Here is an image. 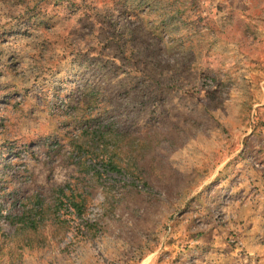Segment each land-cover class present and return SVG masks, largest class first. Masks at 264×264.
<instances>
[{"label":"rangeland","instance_id":"374dc122","mask_svg":"<svg viewBox=\"0 0 264 264\" xmlns=\"http://www.w3.org/2000/svg\"><path fill=\"white\" fill-rule=\"evenodd\" d=\"M0 264H264V0H0Z\"/></svg>","mask_w":264,"mask_h":264},{"label":"trees","instance_id":"16d2710c","mask_svg":"<svg viewBox=\"0 0 264 264\" xmlns=\"http://www.w3.org/2000/svg\"><path fill=\"white\" fill-rule=\"evenodd\" d=\"M82 95L81 97L78 98V100L76 101V105H81L86 107L89 103L90 100L92 99H97L99 98L100 93H98V86H89L86 88H83V90H81ZM75 105V106H76ZM90 119H93L92 116L90 115H83L81 117L82 120V133H94V138H92L93 140H97V138H102L105 136V134L107 132L111 131V128L109 125H98L97 127L91 126ZM79 134L80 137H83L84 134ZM78 144V143H75ZM78 148L81 150L82 149V145L78 144L77 145ZM78 148H76L78 150ZM105 147H102L101 150H103ZM103 169L104 170H114L117 172H120L122 170L121 164L117 163L114 159L111 158V156L109 157H105V161L102 163ZM99 171H96V174H100L97 173ZM60 192L64 193L67 195V193L65 192L64 188H60ZM69 200L71 201L70 205L76 210V211H81L82 207H83V203L81 200L78 199L77 196H74L73 194L68 196ZM47 206H39L38 207V212H36L37 214L32 215V217H24V215L21 217L20 222H22V228H32L34 230H36L38 228L39 225V218L44 215V210L46 209ZM39 213V214H38ZM41 214V215H40ZM11 219V222L14 223L15 218L13 216L9 217Z\"/></svg>","mask_w":264,"mask_h":264}]
</instances>
